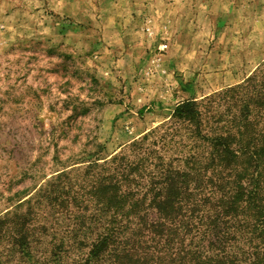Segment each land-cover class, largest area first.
<instances>
[{
  "label": "rangeland",
  "instance_id": "rangeland-1",
  "mask_svg": "<svg viewBox=\"0 0 264 264\" xmlns=\"http://www.w3.org/2000/svg\"><path fill=\"white\" fill-rule=\"evenodd\" d=\"M262 67L264 0H0V216Z\"/></svg>",
  "mask_w": 264,
  "mask_h": 264
},
{
  "label": "trees",
  "instance_id": "trees-1",
  "mask_svg": "<svg viewBox=\"0 0 264 264\" xmlns=\"http://www.w3.org/2000/svg\"><path fill=\"white\" fill-rule=\"evenodd\" d=\"M101 151L0 216V264H264V67Z\"/></svg>",
  "mask_w": 264,
  "mask_h": 264
}]
</instances>
